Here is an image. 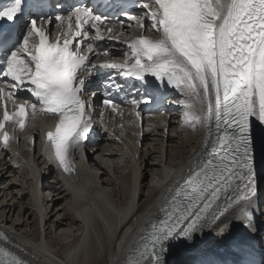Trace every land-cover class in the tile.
I'll list each match as a JSON object with an SVG mask.
<instances>
[{
    "label": "snow or ice",
    "instance_id": "1",
    "mask_svg": "<svg viewBox=\"0 0 264 264\" xmlns=\"http://www.w3.org/2000/svg\"><path fill=\"white\" fill-rule=\"evenodd\" d=\"M23 3L24 0H14L0 9V21H5L0 24V45L17 39L14 25L8 22L16 20ZM147 3H154L150 27L159 39L141 36L127 45L135 57L131 66L101 67L119 68L123 75L138 79L145 85L146 96V74L154 78L157 91L168 86L179 89L186 97L189 115L204 123L195 113L206 110L207 122L211 124L214 118L216 128L211 151L176 188L163 209V217L151 224V243L144 246L137 261L163 264L168 239H191L205 227L222 223L231 204L248 201L256 194L249 121L256 117L264 123V0H147L145 7ZM66 15L68 24L63 39L55 43L49 42L43 24L55 28L63 17L56 14L32 19L19 47L0 60L6 66L0 77L10 78L13 90L27 84L42 110L57 117L55 130L48 132L47 138L54 158L69 173L73 171L68 159L70 149L78 148L89 132L91 118L83 92L86 78L96 67L80 49L83 44L88 53L95 55L92 41L85 43L89 29L81 30V26L88 23L95 30L96 39H102L94 22L108 15L83 2ZM119 15L122 20L113 18L110 22H125L130 16L124 11ZM131 19L137 18L131 15ZM30 37H39L38 41H31V47ZM0 93L5 97L12 94L5 93L3 87ZM101 103L118 107L110 92L105 93ZM26 105L36 108V103L26 101L19 106L17 115L21 118L27 114ZM10 118L5 111L4 120ZM24 126L22 120L20 128ZM3 128L0 123V130ZM208 130L211 135V127ZM8 141L5 132V147ZM244 219L251 227V215L246 213ZM226 226L221 227V232ZM0 257H7L6 261L0 259V264H23L3 248Z\"/></svg>",
    "mask_w": 264,
    "mask_h": 264
},
{
    "label": "bare ground",
    "instance_id": "2",
    "mask_svg": "<svg viewBox=\"0 0 264 264\" xmlns=\"http://www.w3.org/2000/svg\"><path fill=\"white\" fill-rule=\"evenodd\" d=\"M150 20L151 16L141 17L138 25L134 24L126 30L117 28L116 36L122 42L131 40L142 31L140 24ZM148 28L145 34L153 40L159 39L150 25ZM88 40L92 41L95 53H89L90 63L96 67L124 65L133 61V54L125 51L122 45L106 43L97 50L100 39H96L95 33L89 32L86 42ZM84 51L87 52L85 48ZM94 70L88 78L96 77L92 74ZM176 104L178 108L168 109L142 126L134 124L128 116L124 129L115 128L112 131L105 129L104 122L98 119L100 115L95 116L91 121L95 125V139L90 144L81 143L78 148L70 149L68 159L73 171L69 173L54 158L53 150L46 141V134L51 130L48 123L55 121L51 118L40 121V115L32 110V117L23 131L17 133L11 130L13 136L7 147L0 137V175L5 179L15 176L0 192V248L26 264H89L92 260L96 264H137L142 252L139 245L150 235L151 224L163 217V209L176 188L183 184L195 165L208 156L216 139L214 118L209 124L206 110L195 113L196 117L205 120L201 123L200 119L189 115L183 94L176 99ZM106 121L107 118L105 124ZM263 126L258 118H250L255 196L248 201L231 204L228 213L222 217V223L205 227L193 234L191 239H168L169 259L163 264H191L190 256L198 252L197 244L205 237L204 242L211 244L218 264H229L236 256L251 254L252 239L262 240L263 236L258 235V218L264 217V208L259 209L258 204H264V179L259 181L264 174ZM168 134L170 136L166 140ZM141 135L146 144L144 151L140 148ZM35 138L38 142L32 143ZM116 138L121 142H117ZM157 141L162 148L159 159L153 156ZM179 142L186 143L188 151L185 156L168 162L169 147ZM92 151L97 153L98 160L90 156L87 158ZM144 152L147 158L157 160L155 164L161 167V176L156 179L153 190L150 186L146 187L148 199L141 202L140 165ZM124 158H131L135 166L133 181L123 184L114 174L115 186L110 188L108 171L111 174L113 168H121ZM24 170L29 172L28 176H24ZM53 170L57 178L51 177L53 186H50L51 182L45 176ZM117 186L126 191H115ZM9 188L12 189L7 191ZM45 189L49 190L43 194ZM33 208H36L41 224L37 223ZM246 213L251 215V227L244 219ZM37 224L44 233L41 237L35 233ZM224 224L227 226L221 232ZM61 243L63 246L58 249ZM211 261L210 257L205 259L206 264H211Z\"/></svg>",
    "mask_w": 264,
    "mask_h": 264
},
{
    "label": "rangeland",
    "instance_id": "3",
    "mask_svg": "<svg viewBox=\"0 0 264 264\" xmlns=\"http://www.w3.org/2000/svg\"><path fill=\"white\" fill-rule=\"evenodd\" d=\"M141 136H143V135H141ZM169 136H170V134L166 135V140L168 139ZM143 137H140V143H141L140 148H142V150L144 151L146 144L144 143ZM34 142H35V140H34ZM169 145H171V144L169 143ZM168 150L169 151H168L167 157H168V162H169V160L172 158H179V157L185 156V153L188 151V146L186 143L179 142V143L172 144V146L169 147ZM148 151H150V150L148 149ZM153 151H154L153 156L158 157V159H159L160 155L162 154V148H161L160 141H157L154 143ZM99 152H101V151H99ZM146 155H147L146 152L142 153V161H141V165H140V175H141V185H142V187H141L142 195L140 196L141 202H143L145 199H148V196L146 194L147 193L146 187L150 186V187H152V190H153V188L155 186L156 179L159 176H161V167L158 166L157 164H155L157 162V160L147 158ZM96 156H97L96 152H92V154L90 155L91 159H93V160L95 159V161L99 159ZM87 158H89V156H87ZM114 159H117V158H114ZM154 159H157V158H154ZM124 160L125 161L121 165V168H119V169L113 168L114 171H112L111 174L108 171V184H109L110 188L115 186V180L112 178V176H114V174L121 180V182L123 184H129L131 181H133L135 166L132 163L131 158H126V159L124 158ZM1 172L2 171H0V173ZM23 173H24V176H28V174H29V172L27 170H24ZM50 173L48 174L49 178H48V176H45V177H47V179L51 182L50 186H53V181L51 180V177L57 178V174H56V171H54V170L50 171ZM262 174L263 173H261V175ZM151 175L153 178H151ZM12 178H15V176ZM12 178L5 179V178H2V176L0 175V192L3 190L2 189L3 187L7 186L11 182ZM104 179H107V177H104ZM263 179H264V174L262 176H260L259 181H262ZM11 189L12 188H9L7 191H10ZM14 189H16V188H13V190ZM47 190H49V189H45L43 191V194ZM115 191L124 193L126 190L121 189L119 186H117L115 188ZM68 201L71 203L70 198L68 199ZM65 202H67V201H63L62 203H65ZM34 210H35L34 213L36 214V221H37V223L41 224V220H39L38 212H37L36 208H33V211ZM35 228H36L35 233L38 234L39 237H41V235L44 234L43 230L41 229V227L38 224H37V226H35ZM29 229H30V227H28V230ZM55 237L56 236L54 235L53 238L55 239ZM61 246H63L62 243L58 246V249L62 248ZM89 264H96V263H94V261L92 260ZM102 264H104V262H102ZM105 264H106V262H105Z\"/></svg>",
    "mask_w": 264,
    "mask_h": 264
}]
</instances>
